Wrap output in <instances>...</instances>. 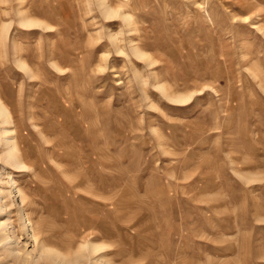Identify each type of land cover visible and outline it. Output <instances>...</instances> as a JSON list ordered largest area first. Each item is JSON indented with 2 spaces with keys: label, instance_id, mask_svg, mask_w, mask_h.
Segmentation results:
<instances>
[{
  "label": "rangeland",
  "instance_id": "374dc122",
  "mask_svg": "<svg viewBox=\"0 0 264 264\" xmlns=\"http://www.w3.org/2000/svg\"><path fill=\"white\" fill-rule=\"evenodd\" d=\"M106 3L0 0V264H264V0Z\"/></svg>",
  "mask_w": 264,
  "mask_h": 264
},
{
  "label": "bare ground",
  "instance_id": "6f19581e",
  "mask_svg": "<svg viewBox=\"0 0 264 264\" xmlns=\"http://www.w3.org/2000/svg\"><path fill=\"white\" fill-rule=\"evenodd\" d=\"M100 4L103 6L104 14L106 16H114L115 10L107 5L106 0H100ZM21 24L27 25L29 27L36 26L37 24H40V22L37 19H32L28 16L24 15V18L21 19ZM6 30L8 31V25H4L1 28L0 31V40H3L4 36L6 35ZM135 55L140 58H145L146 54L141 51L138 48H135ZM187 95H174V99L178 102H186L188 100ZM12 121L10 119V112L7 109V107L4 105L3 101L0 99V124L1 125H7L11 124ZM14 132L13 129L4 127L2 129V133L4 134V137L0 139V145H2L3 154L1 155L3 161H5L7 164L13 165L14 167H21V163L19 160V155L17 152V147L15 143L14 137L11 135ZM2 182V181H0ZM4 190L0 188V215L5 211V208L7 204L3 205V195ZM7 194L12 198V203L17 204V207L19 208V227H20V233L22 235H25L28 239H36V234L34 229L32 228V224L30 220L28 219L27 215L24 213L22 206L24 202V196L19 188L13 187L11 191H8ZM11 222L7 219H0V258L1 259H7L13 255L14 252H19L18 248L14 247L15 241L13 240V226H11ZM86 248V247H85ZM89 253L96 251L100 248V245L91 244L88 247ZM53 255L55 256V259L52 261H49V264H65L66 262H63L59 257L60 255L57 254L54 250ZM48 253V250H43V257L46 259V255ZM26 254V253H25ZM42 254V253H41ZM91 256V255H90ZM24 262H28L27 259L23 258ZM70 262H67L69 264Z\"/></svg>",
  "mask_w": 264,
  "mask_h": 264
}]
</instances>
